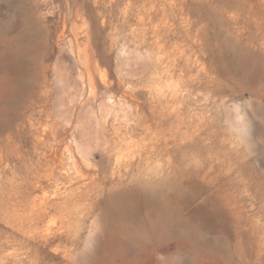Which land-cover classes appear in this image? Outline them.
<instances>
[{"label":"rangeland","instance_id":"374dc122","mask_svg":"<svg viewBox=\"0 0 264 264\" xmlns=\"http://www.w3.org/2000/svg\"><path fill=\"white\" fill-rule=\"evenodd\" d=\"M24 21L15 94L0 62V264H264V0H0V49ZM173 182L187 244L102 247L106 198Z\"/></svg>","mask_w":264,"mask_h":264},{"label":"bare ground","instance_id":"6f19581e","mask_svg":"<svg viewBox=\"0 0 264 264\" xmlns=\"http://www.w3.org/2000/svg\"><path fill=\"white\" fill-rule=\"evenodd\" d=\"M26 1V0H25ZM145 1V0H144ZM46 2V1H45ZM135 3V2H134ZM25 4V3H24ZM38 3L37 5H39ZM46 4V3H45ZM34 5H36L34 3ZM44 5V4H43ZM42 5V6H43ZM40 6V5H39ZM24 7V6H23ZM27 7V6H26ZM30 7V6H29ZM41 7V6H40ZM42 8V7H41ZM30 8H28L29 10ZM39 9V8H38ZM43 9V8H42ZM143 9V8H142ZM176 9V8H175ZM17 11V10H16ZM33 11V10H30ZM145 11V10H144ZM26 12V11H25ZM38 14V13H37ZM36 15V14H35ZM35 15H33L35 17ZM39 15V14H38ZM152 15V14H151ZM19 16V15H18ZM42 17V15H40ZM18 18V17H17ZM36 18H38L36 16ZM159 18V17H158ZM39 19V18H38ZM31 20V19H30ZM41 20V18H40ZM167 20V19H166ZM159 21V20H158ZM22 22V21H21ZM20 22V23H21ZM27 22V21H26ZM24 21L22 27L20 28L19 33L12 37L11 39L5 41L0 49V62L3 63V68L6 71L8 77V82L11 81L13 85V94L14 89L18 87L21 77L24 75L25 65L23 62L24 54L26 51L30 50L28 43L34 39L31 31V25L27 24ZM48 22V21H47ZM40 24V22H39ZM164 26V25H163ZM17 27V26H16ZM15 27V28H16ZM14 28V30H16ZM161 28V27H160ZM179 28V27H178ZM187 31V30H186ZM190 31V30H189ZM241 31V30H240ZM177 33V32H176ZM174 35V34H173ZM242 36V35H241ZM240 37V36H239ZM241 38V37H240ZM194 39V38H193ZM192 39V40H193ZM238 40V39H237ZM2 41V40H1ZM239 41V40H238ZM37 43V42H36ZM166 43V42H165ZM187 47V45H186ZM184 49V48H183ZM192 49V48H190ZM191 52V51H190ZM37 55V53H36ZM171 55V54H170ZM35 56V55H34ZM35 59V58H33ZM26 61V60H25ZM29 63V61H28ZM1 76V75H0ZM6 78V77H5ZM6 80V79H5ZM7 81V80H6ZM5 82V81H4ZM22 83V82H21ZM10 88V87H9ZM12 89V88H10ZM9 93V92H8ZM115 141V140H114ZM149 155V154H148ZM150 156V155H149ZM207 164V163H206ZM182 170V169H181ZM187 170V169H185ZM184 170V171H185ZM197 170V169H194ZM215 170V169H214ZM175 171V170H174ZM192 171V170H190ZM199 171V170H197ZM204 171V170H203ZM213 171V170H212ZM222 171V170H221ZM195 172V171H194ZM134 173V172H133ZM193 173V172H192ZM198 173V172H197ZM211 173V172H210ZM172 174V173H171ZM183 174V173H182ZM174 175V174H173ZM205 175V174H204ZM202 175V176H204ZM208 175V174H207ZM131 176V175H130ZM138 176V175H137ZM171 176V175H170ZM223 176V174H222ZM120 177V176H119ZM134 178V176H132ZM136 177V176H135ZM182 177V176H181ZM143 178V177H142ZM145 178V177H144ZM165 178V177H164ZM171 178V177H169ZM183 178V177H182ZM206 178V177H205ZM218 178V177H217ZM122 179V178H121ZM132 179V178H131ZM150 179V178H149ZM199 179V178H198ZM207 179V178H206ZM205 179V180H206ZM210 179V178H209ZM224 179V178H223ZM135 180V179H134ZM161 180V179H160ZM179 180V179H178ZM202 180V179H201ZM216 180V179H215ZM121 181V180H120ZM151 181V180H150ZM163 181V180H161ZM173 181V179H172ZM219 181V179H218ZM216 181V183L218 182ZM132 182V181H131ZM160 182V181H159ZM167 182V180H166ZM170 182V179H169ZM178 182V181H177ZM199 182V181H197ZM213 182V180H212ZM211 182V183H212ZM116 183V182H114ZM120 184V182H118ZM130 183V182H129ZM133 183V182H132ZM137 183V181H136ZM164 183V182H162ZM171 183V182H170ZM190 183V182H188ZM215 183V182H214ZM220 183V182H219ZM122 184V182H121ZM120 184V185H121ZM127 184V182L125 183ZM131 184V183H130ZM167 184V183H166ZM173 185H152L151 183L145 185H131L129 188H126L124 191H119L116 194H111L107 200L104 201V216L106 219L107 227L110 229L109 233L104 238L103 248L105 250L110 249L114 245L116 248L124 253V255L129 256L130 254H137L138 252L153 248L154 250L159 248V246H165L170 248L173 244L168 242L174 239L177 234V238L180 243H175L174 246L178 249V246L182 243H186L184 240H189L191 234L195 231L192 228V225L195 221L198 220L199 213L195 211H186L189 208L190 200L187 198L185 193H183L182 185L174 184ZM192 184V183H191ZM202 184V183H201ZM190 185V184H189ZM126 186V185H125ZM167 186V187H166ZM194 186V185H193ZM192 186V187H193ZM114 187V186H113ZM127 187V186H126ZM191 187V186H190ZM116 188V187H114ZM167 188L171 190H167ZM182 188V189H181ZM194 188V187H193ZM230 188V187H229ZM117 189V188H116ZM123 189V188H122ZM192 189V188H191ZM202 189V188H201ZM200 190V189H199ZM198 190V192H199ZM203 191L204 188L202 189ZM228 190V189H227ZM209 191V190H208ZM230 191V190H229ZM191 192V191H190ZM195 192V191H194ZM231 192V191H230ZM229 193V192H228ZM227 193V194H228ZM193 195V192H192ZM208 195V194H207ZM206 195V196H207ZM225 195V194H224ZM211 196V195H209ZM208 196V197H209ZM232 196V195H231ZM196 197V195H195ZM198 197V196H197ZM224 197V196H223ZM228 198V197H227ZM194 199V198H193ZM204 199V198H203ZM217 198L213 201H215ZM223 199V198H222ZM231 199V197H230ZM224 200V199H223ZM207 202V201H206ZM210 202V200H209ZM217 202V201H216ZM222 202V201H221ZM236 202V201H235ZM212 203V202H210ZM219 203V202H218ZM217 203V204H218ZM225 203V200L224 202ZM195 204V203H194ZM193 204V205H194ZM215 204V206L217 205ZM221 204V203H220ZM239 204V202H238ZM208 204H206L207 206ZM211 205V204H210ZM223 205V204H222ZM221 205V206H222ZM230 205V203L228 204ZM175 206H178L182 209L184 214L180 216L181 218H175L176 209ZM220 206V207H221ZM236 206V204H235ZM234 206V207H235ZM196 207V206H195ZM217 207V206H216ZM224 207V205H223ZM199 208V207H198ZM208 208V207H207ZM238 208V207H237ZM201 209V208H200ZM235 209V208H234ZM204 210V209H202ZM214 210V209H213ZM221 211V210H220ZM103 212V211H102ZM203 212V211H202ZM215 212V211H214ZM218 212V211H217ZM181 213V212H180ZM209 213V212H208ZM239 214V213H238ZM201 215V214H200ZM204 216L206 214H203ZM213 215V214H212ZM237 215V214H236ZM203 216V217H204ZM209 216V215H208ZM215 216V214H214ZM240 217V215H239ZM208 218V217H207ZM229 218V217H228ZM104 220V219H103ZM202 220V219H201ZM205 220V219H203ZM207 220V219H206ZM205 220V222H207ZM216 220V219H215ZM229 220V219H228ZM209 221V220H208ZM104 222V221H103ZM210 222V221H209ZM219 222V221H218ZM204 223V222H202ZM192 224V225H190ZM227 224V223H225ZM231 224V223H230ZM240 224V223H239ZM209 225V223H208ZM228 225V224H227ZM221 226V225H219ZM207 227V226H206ZM205 227V228H206ZM215 227V226H214ZM227 227V226H226ZM234 227V226H233ZM198 228V227H197ZM210 228V227H209ZM211 229V228H210ZM184 230L185 234L182 235ZM224 230V229H220ZM227 230V228L225 229ZM240 230V229H239ZM104 231V230H103ZM106 231V230H105ZM206 231V230H205ZM214 231V230H213ZM216 231V230H215ZM214 231V232H215ZM238 231V229H237ZM187 232V234H186ZM211 232V231H209ZM197 233V232H196ZM212 233V232H211ZM225 233V232H224ZM229 233V231H228ZM234 233V232H233ZM105 234V233H102ZM215 234V233H214ZM213 234V236H214ZM227 234V233H226ZM243 234V233H242ZM195 235V234H193ZM200 235V233H199ZM250 235V234H248ZM104 236V235H102ZM245 236V235H244ZM185 237V239H184ZM196 237H198L196 235ZM228 237V236H227ZM257 237V236H256ZM99 238V237H98ZM102 238V237H101ZM237 238V237H236ZM261 238V237H260ZM201 239V238H200ZM106 240V241H105ZM176 240V239H175ZM199 240V239H198ZM202 240V239H201ZM99 241V240H98ZM102 241V240H101ZM216 241V240H215ZM218 241V240H217ZM103 242V241H102ZM171 242V241H170ZM178 242V241H177ZM188 242V241H187ZM235 242V241H234ZM97 243V242H96ZM99 243V242H98ZM97 243V244H98ZM225 243V242H224ZM187 244V243H186ZM204 244V243H203ZM219 244V243H218ZM183 245V244H182ZM225 245V244H224ZM99 246V244H98ZM97 246V247H98ZM184 246V245H183ZM191 246V245H190ZM199 246V245H198ZM205 246V245H204ZM222 246V245H221ZM259 246V245H258ZM174 247V249H175ZM207 247V246H205ZM209 247V246H208ZM260 247V246H259ZM258 247V248H259ZM101 247H99L100 249ZM181 248V247H180ZM200 248V247H199ZM212 248V247H210ZM216 248V247H215ZM215 248H213L215 250ZM220 248V247H219ZM256 248V249H258ZM262 248V247H261ZM264 248V246H263ZM137 249V251H136ZM183 249V248H182ZM204 249V248H203ZM227 249V248H225ZM260 249V248H259ZM140 250V251H138ZM171 250V249H170ZM180 250V249H179ZM198 251L200 249H197ZM196 250V253H197ZM224 250V249H223ZM261 250V249H260ZM95 251V248H94ZM112 251V250H111ZM114 251V250H113ZM119 251V250H118ZM202 251V250H200ZM206 251V250H205ZM209 251V250H208ZM212 251V250H211ZM217 251V250H216ZM221 251V250H220ZM258 251V250H257ZM168 252V251H167ZM184 252V251H183ZM207 252V251H206ZM210 252V251H209ZM87 253V252H86ZM104 253V252H103ZM113 253V252H112ZM119 253V252H118ZM187 253V251H186ZM193 253V252H192ZM215 253V252H214ZM260 253V252H259ZM263 253V252H262ZM261 253V254H262ZM89 254V253H88ZM178 254V253H177ZM201 254V253H200ZM210 253H208L209 255ZM257 254V253H255ZM114 255V254H111ZM132 255V256H133ZM184 255V254H183ZM196 255V254H195ZM203 255V254H202ZM215 255V254H214ZM213 255V257H214ZM217 255V253H216ZM86 256V255H85ZM104 256V254H103ZM179 256V254H178ZM212 256V255H211ZM224 256V255H223ZM95 257V256H94ZM107 257V256H106ZM189 257V256H188ZM209 257V256H208ZM220 257V256H219ZM261 257V256H260ZM102 258V257H101ZM100 258V259H101ZM190 258V257H189ZM188 258V259H189ZM210 258V257H209ZM90 259V257H89ZM212 259V258H211ZM221 259V258H220ZM227 259V258H226ZM259 259V258H258ZM190 260V259H189ZM83 261V260H82ZM188 261V260H187ZM186 261V262H187ZM222 261V260H221ZM225 261V260H224ZM84 262V261H83ZM88 262V261H87ZM185 262V263H186ZM85 263V262H84ZM90 263V261H89ZM191 264V263H190ZM231 264V263H230Z\"/></svg>","mask_w":264,"mask_h":264}]
</instances>
